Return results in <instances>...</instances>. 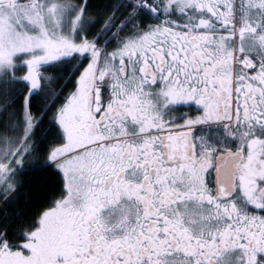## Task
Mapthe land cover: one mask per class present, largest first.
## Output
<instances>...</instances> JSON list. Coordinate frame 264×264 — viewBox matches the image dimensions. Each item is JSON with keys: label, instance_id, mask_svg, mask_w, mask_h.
Segmentation results:
<instances>
[{"label": "snow or ice", "instance_id": "1", "mask_svg": "<svg viewBox=\"0 0 264 264\" xmlns=\"http://www.w3.org/2000/svg\"><path fill=\"white\" fill-rule=\"evenodd\" d=\"M0 264H264V0H0Z\"/></svg>", "mask_w": 264, "mask_h": 264}]
</instances>
